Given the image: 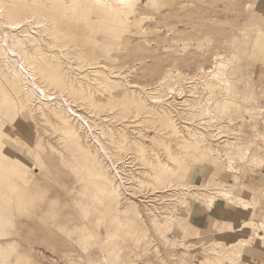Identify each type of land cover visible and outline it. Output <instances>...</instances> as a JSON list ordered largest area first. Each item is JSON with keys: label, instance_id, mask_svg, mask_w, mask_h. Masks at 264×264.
I'll return each instance as SVG.
<instances>
[{"label": "rangeland", "instance_id": "1", "mask_svg": "<svg viewBox=\"0 0 264 264\" xmlns=\"http://www.w3.org/2000/svg\"><path fill=\"white\" fill-rule=\"evenodd\" d=\"M68 1L62 4L65 8L52 3V25L58 14L64 30L57 35L52 27V44L39 28L42 25L28 20L18 26L23 25L18 29L23 44L14 43L10 50L6 45L7 55L24 73L20 85L32 94L31 102L66 109L84 146L105 172L110 163H104L102 149L113 162H123L119 168L129 189L121 187V200L113 212L107 211V201L93 198L97 185L88 166L96 164L80 158L79 148L53 116L38 110L21 116L11 102L13 96L20 100V94L10 82L12 72L4 66L0 70V118L6 125L0 140L7 143L3 161L14 171L28 172L29 181L16 180L30 194L11 191L18 209L5 211L7 236L0 234V264H245L244 249L259 242L264 246L256 235L257 226L264 228V217L257 212L264 192L257 188L248 197L242 194L247 191L243 176L249 178L264 162V144L259 145L264 133V0H134L123 15L127 24L115 30L103 26L101 10L88 15L81 5L72 11ZM0 22V33L5 35L11 29L6 20ZM35 49L60 59L67 82L49 86L37 70L23 71L25 60L29 61L24 51L35 53ZM80 52L102 73L86 78L91 66L80 61ZM130 90H138L151 115L147 109L136 110L131 103L135 101L128 99ZM155 99L165 105L154 104ZM172 100L176 101L169 104ZM158 105L167 108L183 133L168 132ZM42 107L40 112L50 114L48 107ZM198 139L199 147L192 143ZM161 165L188 177L178 183L187 186L177 187L185 194L181 203L176 202L175 217L168 209L177 194L164 203L143 202L146 196L153 198V175L159 176ZM229 165L232 173L226 172ZM211 173L216 178L209 183ZM172 178L176 182V175ZM8 185L0 184V192ZM216 185L221 190H215ZM19 199L29 207L21 208ZM33 200H40L43 213L58 203L59 215L50 220L52 224L27 214ZM129 200L139 215L129 212ZM221 202L239 208L247 204L254 215L250 221L224 224L211 217ZM116 216L119 222L113 221ZM62 222L64 231L55 226Z\"/></svg>", "mask_w": 264, "mask_h": 264}, {"label": "bare ground", "instance_id": "2", "mask_svg": "<svg viewBox=\"0 0 264 264\" xmlns=\"http://www.w3.org/2000/svg\"><path fill=\"white\" fill-rule=\"evenodd\" d=\"M65 1L67 3L68 0H0V14H1L0 20H2V19L6 20V22H7L6 26H8V29H11L9 32H4L5 35H2L0 33V57H1L0 58V70H3L2 68L4 66L5 67L7 66L8 69L12 72L11 78H13V79H11L10 82L15 87V90H17L19 92L20 100H17L13 96L11 102L18 107L19 111L21 112V116L23 118H27V113H26L27 111L29 113H32V112H35L37 110L39 111V114H42L43 116H48V115L53 116L54 119L56 120V122H58L59 125L64 130L67 131L69 136L72 138L74 145L79 148L80 154H78V155L80 156V158L83 161L85 160L86 162H89V165L90 164L93 165L94 163L96 164V167H89L88 166V169H89V172L91 175V180H93L97 185V190H96L95 195H93L94 196L93 198H96L97 201H102V202L107 201L108 202L107 211L113 212L114 210H117L115 207L118 206V204L120 203V200H121V194H122L121 193V191H122L121 187L123 188V190H125L124 188L129 187V186L125 187V184L127 183L126 182L127 177H126V175H124L122 173V171H121L122 167L119 168V165L123 164V162L122 161L119 163L113 162L112 159L109 158L107 152L104 149H102V154L108 161V162H106L105 158L103 157L104 163L107 165H108V163H110L108 165L110 168H108L104 164V166H106V168L109 171V172H105L103 167H102V164L100 165V162H98V160L96 159V157L92 153V151H90L87 147L84 146L81 135L79 134L78 130L75 128L74 124H72L71 117H70V115L67 114L66 109L59 108L58 106L53 107L54 104H52V107H51L46 102H41V103L31 102L30 98L32 97V94L30 95L26 92V89H25L26 87L24 86L23 83H22V89H23V91H22L21 85H20L21 81L25 82V75L22 72V70H21L22 74L20 73V71H19V69L15 63V59H13V57H8L7 49L5 48V46L8 45L9 50H10V46L12 44L15 45L16 43H17L16 45H18V42H19V45L23 44V40H21V37H24V35L22 36V35H20L21 32H18V29L22 28L23 25L21 27H18V26L21 23L28 21V20L34 21V23L37 25L41 24L42 26H40L39 28L43 29L44 31L47 32L48 36L50 37V43L52 44V27H53V30L56 32L57 35H59V33L61 31H64V30H61L62 22H61V18L58 16V14L55 15V17L57 19H56V22L52 25V3L54 4L53 7H59V6L62 7L63 6L62 4L65 3ZM133 1L134 0H69L68 2H70V4H68V5L70 6L71 10L72 9L76 10L78 7H80L82 5L81 6L82 8L85 7L83 10L87 11L86 14H88V13L91 14V12H93V10H95V9L101 10L103 12V15H104L102 17L103 26H105L107 29L109 28L111 30H115L119 27H122L124 24H127L124 22L123 15H125V13L127 11V6H129L131 4V2H133ZM137 1H139V0H137ZM141 1H143V0H141ZM62 8H65V7L63 6ZM90 14H88V15H90ZM40 19H43V21L37 22ZM91 20H92V18H91ZM97 20H99V19H97ZM86 24H87V22H86ZM0 28H2L1 22H0ZM112 33H114V32H112ZM6 35H7V37H6ZM74 47H76V46H74ZM70 48H69V50H71ZM67 51H68V49H67ZM73 51L75 52V49H73ZM71 52H72V50H71ZM71 52L69 54H72ZM83 55H84L83 53H81V52L79 53L78 56H79V59H81L80 61H82L83 63H88V64H86L87 66H89V65L91 66V67L89 66L90 72L87 73V76L83 75L84 78H85V76L87 78L88 75L91 77L92 75H90V74H97L98 75L99 73H102V71L98 70L100 68H99V66H97V63H93L92 59H88ZM24 56L29 60V61L25 60V64H24L25 68L23 70L25 73L32 72L33 74H35L34 71L37 70L39 72V74L41 75L42 79L49 86L54 85V84L62 85V84H64V82H67L65 72L62 68L60 61H59L60 59L57 56H55V59H52V56H50V57L46 56L42 49H40V50L35 49V53H30L29 51H24ZM75 56H77V54ZM95 64H96V66H95ZM82 65L84 66V64H82ZM79 67L82 68V66H79ZM97 75H96V77H97ZM2 77L7 78L6 76H2ZM94 80L95 79H93V81ZM36 85H37V83H36ZM20 89H21V92L23 95H21ZM34 91H35V88H33V89L31 88V93L35 94ZM44 91H45V94L47 96L48 92L46 90H44ZM130 93H129L130 97L128 99L135 101V102H131V103L133 105H135L134 107L136 108V110H140V111L145 110L146 111V109H147L150 112L149 115H151L152 110L149 108L148 103L145 102V100H143L142 97H140L138 90H133V91L130 90ZM184 93H185V91H183V90H181L178 93L180 95V98L185 97V96H183ZM129 94L127 96H129ZM181 96H183V97H181ZM171 98H173V96ZM173 101H176V100H172V102H169V104L174 103ZM161 103L164 104V102H161L160 100H157V99L154 100V104H161ZM169 104H167V105H169ZM43 105H45L46 107H48L50 109L49 110L50 114H47L45 112L46 110L44 112H40V110L43 109V107H42ZM28 106H29V108H28ZM162 106L163 105H158V112H159V115L162 117L161 119H163L164 124L167 125L166 129L169 130L168 132L171 133V135H174V134L178 135L177 133H181V132L183 133V131L180 130V127H177L178 124L177 123L174 124L173 118L171 117L169 112L166 110L167 108L165 109ZM71 111H73L72 113L76 117H78L85 126L88 125L87 127H90L89 122L83 118L84 116L81 117L82 115L77 114L72 109H71ZM145 111L143 112L144 114L147 113ZM136 116L140 117V114H137ZM142 116H145V115H142ZM146 116L148 117V115H146ZM2 119L0 118V132L4 131L3 127H6V125L3 123L4 119L3 120ZM184 128H189V127L184 126ZM158 132H160V131L158 130ZM193 136H195V135L193 134ZM192 143L196 144L197 147H199V143H202V141L200 139H198V140H193ZM6 144L7 143L0 140V184H2L4 181L9 184L7 190H5L4 192H0V198H1L0 199V234H3L5 236H7L6 226L8 225V217L5 215V211L7 209H10V210L11 209H14V210L18 209V207L14 204V202H15L14 199H12L10 197L12 189H19L21 196H25V195L30 194V191L26 190V188H24L25 186H23V185L20 186V184H18V182H17L19 179L22 180V183L23 182L25 183L26 180L29 181V178H26V174L28 172H26V170L23 171L22 169L20 171H14L10 168L9 165L6 166L4 164L2 154L5 152L3 149L6 147ZM99 145L102 147V145L100 143H99ZM27 146H29V145H27ZM141 148L144 149L143 146H141ZM83 151H85L86 154L82 153ZM168 169H169V166L165 167V166L161 165L159 176L156 177V175H153V178H156L155 179L156 183H154L152 193L150 194L151 197H153L152 200H147L150 197L146 196V197H144V199H146V200H144V201L142 200V201L145 202L146 204L151 203V202L154 203L155 201L164 203L165 201H162V200H164L165 198H168L170 196H174L173 194H177L179 196L176 199L173 207H170L168 209L171 213H173V215L171 217H173V216L175 217L174 213L176 214V212L174 210H176V202L177 201L179 202L180 200H182L183 194H185V193H183V192H185V190L179 189L177 187L179 185L180 186H187V185L178 184V183L180 180L187 179L188 177H186L184 174H181V173L179 174L178 172L174 173V171L168 170ZM232 171H233V169L229 165L226 172L232 173ZM174 175H176V182L172 178V176H174ZM224 176H225V174H224ZM166 177H169V179H167ZM16 178L18 180H16ZM127 184H130V183H127ZM220 187L221 186L216 185L214 188H218V189H215L218 191V190H221ZM156 190H158V191H156ZM126 192H127V190L125 191V193ZM224 192H225L224 195L227 196L228 192H226L225 190H224ZM132 193H130V194H132ZM166 193H170V194L165 195ZM130 194H129V196H130ZM133 195H135V194H133ZM122 196L124 197V195H122ZM44 197L40 198V200L44 199ZM126 199H127V197H126ZM40 200H38V201L33 200L34 204L31 203V205H33V206L29 208L27 214H29V215L31 214L33 216L35 214V215H37L38 218L42 219L45 222V224H52V222H51L52 219L56 220L57 213L59 215L58 207H57L58 203L53 204L52 206L49 207V209L46 212L43 213L41 211L42 209L39 210V208L41 206V204L39 206ZM18 202L21 203V206H20L21 208L22 207H24V208L29 207V202L23 201V199H19ZM209 202L212 204L213 200H211ZM129 203H131L130 200H129ZM132 203H134V202L132 201ZM179 203H181V202H179ZM43 204H44V202H43ZM123 206H125V205H123ZM130 206L131 207L129 209V212L131 210L137 209V208H135L136 206H134L133 204ZM148 206L150 207L151 204ZM248 206L249 205H247V204L241 205V207L244 209H247ZM60 207H62V206L60 205ZM123 208H121V209L119 208V209L122 210ZM162 208L164 209L165 207L162 206ZM45 209H47V208H45ZM137 210H139V209H137ZM137 210H136V212H137ZM123 212H126V213H124L126 215L129 214V212H127V211L123 210ZM138 215H139V213H138ZM171 217L169 218V220L171 219ZM113 219H114L113 221L119 222V220H118L119 218L117 216L114 217ZM63 224H66V223L62 222V225L56 224L55 226L57 229H59V230L61 229L62 231H64L65 230L64 227L66 225L63 226ZM256 235L259 238V240L264 241V228L257 226ZM12 241H13V243L11 245L14 246L16 241L15 240H12ZM104 264H109V263L105 262Z\"/></svg>", "mask_w": 264, "mask_h": 264}, {"label": "crops", "instance_id": "3", "mask_svg": "<svg viewBox=\"0 0 264 264\" xmlns=\"http://www.w3.org/2000/svg\"><path fill=\"white\" fill-rule=\"evenodd\" d=\"M264 107V102L261 104ZM262 119L264 120V114L262 115ZM261 122V120L259 121ZM264 132V131H263ZM262 134V132H261ZM261 141L259 145L264 144V133L260 136ZM264 150V147H262ZM261 158L264 159L262 156ZM255 172V173H254ZM249 178H246V175L243 176L242 180H244L247 186V191H243L242 194H246L245 196L248 197L249 193H253L257 191L256 189L259 188L261 192H264V162L260 164L257 168L253 170V174L249 175ZM215 175L212 173L209 174L207 178V182L211 183L215 179ZM214 182V181H213ZM256 199V196L254 197ZM264 202V201H263ZM216 214H212L211 217L214 220L220 221L224 224H234L239 222H246L250 221L252 214L254 215V211L251 212L248 209L236 207H230L227 203H216ZM261 212L264 217V203L258 206L257 212ZM257 215V214H256ZM200 218V217H198ZM242 260L245 264H264V246L261 242L257 243L256 245L250 246L249 248L244 249L242 254Z\"/></svg>", "mask_w": 264, "mask_h": 264}]
</instances>
